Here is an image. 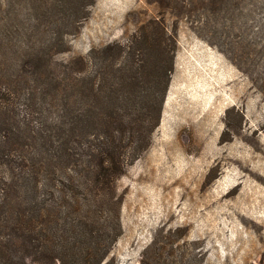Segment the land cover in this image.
<instances>
[{"label": "rangeland", "instance_id": "374dc122", "mask_svg": "<svg viewBox=\"0 0 264 264\" xmlns=\"http://www.w3.org/2000/svg\"><path fill=\"white\" fill-rule=\"evenodd\" d=\"M156 20L168 35L162 47L176 44L168 77L169 54L143 42ZM31 39L65 43L46 64L51 78L61 73L66 81L73 59L133 44L148 64L136 91L139 111L152 103L147 82L168 79L151 145L117 183L124 194L117 264H142L148 246L151 264L181 256L264 264V0H0V120L10 116L0 136L9 131L6 150L17 164L35 149L26 144H36L18 132L22 121L63 104L51 95L37 105L28 98L34 88H54L31 73L34 58L9 49V40ZM96 69L90 65V75ZM205 111L211 121L200 127Z\"/></svg>", "mask_w": 264, "mask_h": 264}, {"label": "trees", "instance_id": "16d2710c", "mask_svg": "<svg viewBox=\"0 0 264 264\" xmlns=\"http://www.w3.org/2000/svg\"><path fill=\"white\" fill-rule=\"evenodd\" d=\"M151 24L154 36L143 42L169 54L168 77L176 44L162 47L167 32L157 20ZM47 41L9 40V49L36 60L31 73L53 81V89L34 88L28 98L37 105L51 95L63 104L56 111L42 106L36 122L22 121L18 132H27L36 144H26L35 149L21 163H14L6 150L9 131L0 136V257L5 259L0 264H117L112 250L124 232V194L117 183L151 145L168 79L147 82L155 88L147 98L152 103L139 111L136 91L144 88L141 77L148 64L133 44L114 42L73 59L74 76L66 81L61 73L51 78L46 58L67 47ZM90 65L97 68L91 75ZM9 119L4 115L0 124L8 125ZM150 250L144 251L142 264H151ZM181 257H173L172 264H201L194 256L185 262Z\"/></svg>", "mask_w": 264, "mask_h": 264}, {"label": "bare ground", "instance_id": "6f19581e", "mask_svg": "<svg viewBox=\"0 0 264 264\" xmlns=\"http://www.w3.org/2000/svg\"><path fill=\"white\" fill-rule=\"evenodd\" d=\"M211 121V112L210 111H205L204 115L202 116V118H199L198 124L200 127H205L206 125H208Z\"/></svg>", "mask_w": 264, "mask_h": 264}]
</instances>
